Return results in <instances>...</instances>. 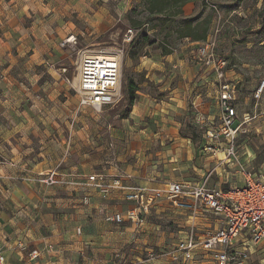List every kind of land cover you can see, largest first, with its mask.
I'll return each instance as SVG.
<instances>
[{
	"label": "crops",
	"instance_id": "0c3cea01",
	"mask_svg": "<svg viewBox=\"0 0 264 264\" xmlns=\"http://www.w3.org/2000/svg\"><path fill=\"white\" fill-rule=\"evenodd\" d=\"M109 1L0 0V252L4 253L6 264H106L111 253L117 254L119 264H172L162 254L185 239L191 229L201 234L221 227L218 217L204 208L200 207L198 215L192 217L166 200L151 210L145 224L116 225L107 222L106 216L128 210L123 192L115 191L104 200L92 188L47 187L36 181L41 174L59 169L79 175L82 182L103 173L123 177L126 184L164 188L170 183H188L193 174L204 180L213 164L217 177L213 173L209 186L219 187L229 183V176L236 169L226 160L224 149L209 147V153L203 146L209 154L205 164L198 167L203 166L204 170L196 167L195 153L187 158L190 162L185 159L192 152L191 144L197 143L198 134L193 130L184 132L178 120L183 118L192 79L176 75L185 72L193 49L202 42L179 39L183 40L181 45L168 49L171 54L166 56V78H148L138 85L144 90L137 91L128 118L109 122L111 116L104 113L107 108L96 113L80 106L78 78L72 82L66 64L56 67L54 62L65 53L60 49H41L40 42L52 46L55 38L76 39L74 25L68 18L75 13L82 17L95 3L107 5ZM202 2L187 4L186 18L195 16L202 9ZM240 8L233 10L230 17L247 19L250 11L241 8L243 12L236 14ZM207 9L214 13L210 33L219 30L217 53L229 65L223 81L214 78L219 106L223 85L235 93L236 102L249 105L264 80V49H233L230 33L224 32L225 23H221L223 17H218L214 9ZM232 63L235 65L230 67ZM234 105L236 126L240 128L238 107ZM146 117L166 119V130L162 133L161 129L142 127L141 120ZM255 129L264 131V127ZM164 140L166 150L155 152L154 157L151 146L156 141L162 145ZM240 159L253 177L264 180V163L257 165L254 153H244ZM221 166H227L229 174ZM235 176L245 181L241 172ZM88 195L91 204L83 205ZM154 216L178 220L175 224L180 230L176 235L167 234L160 224L150 221ZM167 239L171 241L166 242ZM20 244L26 251L20 249ZM48 247H52L51 252H44L40 260L28 259L30 251H45ZM154 248L158 250L157 260H151ZM256 249L261 248H252L251 253ZM144 250L146 260L142 258ZM196 257L202 261L190 264H213L207 252L199 251Z\"/></svg>",
	"mask_w": 264,
	"mask_h": 264
},
{
	"label": "rangeland",
	"instance_id": "374dc122",
	"mask_svg": "<svg viewBox=\"0 0 264 264\" xmlns=\"http://www.w3.org/2000/svg\"><path fill=\"white\" fill-rule=\"evenodd\" d=\"M211 3L217 6V11L223 17L221 23H225L224 32L230 33L233 49H264V0H222V2L221 0H212ZM260 4L262 5L257 7ZM239 7L244 11H250V16L247 19L242 20L239 17H234L235 15L230 17L233 10ZM201 8L195 16L187 18L201 16V20H212L214 13L208 10L203 2ZM184 18H186L185 15L166 23L160 19L149 17L145 10L144 0H132L131 2H125L124 0L113 2L110 0L107 5L97 2L90 6L82 17L75 13L68 18V21L74 25L73 32L76 35L74 44L62 46L65 40L63 38H55L52 46L47 42H40V48L60 49L65 53L61 54L64 58H58L54 62L56 67H59L62 63L66 64L67 75L70 76L72 82L77 78L79 80V65L85 53L108 52L122 55V78L119 94L115 103L104 111V113L106 112L105 115L111 116L109 122L116 123L121 121L120 116L126 111L125 89L127 81H133L137 86V90L142 92L144 88H140L138 85L146 83L148 78H166V56H163L162 52L165 49H175L183 42V40L177 38L176 29ZM129 29L137 31L138 34L131 45H126L123 41ZM210 32L211 22L209 36L213 35ZM145 36L147 39H145ZM227 45L230 46L229 43ZM131 49L137 53L135 59L129 57ZM193 52L191 62L188 63L185 72L176 75L177 77L192 79L188 86L190 95L186 101L183 118L181 116L178 120L184 127V132L193 130L198 134L197 143L194 144L195 146L191 144L192 152L191 154L187 153L185 159L191 155L194 157L195 153L194 163L196 167L204 170L203 166H198L205 164V157L211 152L209 147L213 150L223 151L224 149L225 151L226 141L221 138L219 133L221 108L215 94V76L199 60L198 49H193ZM261 57H263L261 61L264 64V50L261 51ZM234 65L235 63H232L230 67ZM76 93L78 94L77 91ZM253 99V102L248 103L249 105H246L244 101L237 100V102H234L238 107V118L240 123H242L237 134V149L239 159L244 153H254L257 157V165L262 166L264 163V131L258 132L255 128L264 127V100L263 97L261 99L254 97ZM157 100L159 102L160 99ZM141 121L142 127H150L152 130L161 129L162 133L166 130V119L146 117ZM160 141H156L150 148L154 157L155 152L166 150V140L163 141L164 144L162 145ZM171 145L172 143H170ZM203 146L204 148L205 146L209 148L207 150L209 153L205 152L206 150H204ZM187 161L190 162L189 159ZM194 163L192 162L191 165L195 166ZM209 169L215 176L217 175L216 167L213 164L209 166ZM221 169L226 170V174H229L227 166H221ZM240 170L239 168L232 170V174L229 176V183L219 187L229 189L231 186H243L244 180H240L239 177L236 178L235 176ZM257 170L258 167L255 168V171ZM190 180L188 183L194 186L201 183L203 178L201 179L193 174ZM150 221L160 224L162 230L167 234L176 235L180 230L178 224H175L178 220L173 221L169 218L160 220L154 216ZM170 241L167 239L166 242ZM168 245L170 244H166V246ZM152 251L156 257L158 250L154 248ZM143 253L144 256L142 258L146 260L147 253L145 250ZM110 255L112 257L106 264H119L118 258H116L117 254L111 253ZM195 260L202 261L200 257H195ZM245 264H264V250L256 249L255 253L250 254V258Z\"/></svg>",
	"mask_w": 264,
	"mask_h": 264
},
{
	"label": "built area",
	"instance_id": "2783aa9c",
	"mask_svg": "<svg viewBox=\"0 0 264 264\" xmlns=\"http://www.w3.org/2000/svg\"><path fill=\"white\" fill-rule=\"evenodd\" d=\"M211 1L205 0V3L209 8L214 9L219 17L217 6ZM241 11L240 8L236 14ZM218 33L219 30L215 31L199 45L198 57L203 66L214 74L217 81H223L226 77L228 61L217 53ZM137 34V31L129 29L123 42L131 45ZM74 42V37H69L62 46ZM121 57L122 55L118 53L108 52L83 55L79 65L78 88L81 107H89L96 113H101L115 103L122 78ZM221 89L219 133L226 141V160L230 165L241 169L240 172L245 179L243 186H232L229 189L210 187L209 182L213 172H209L201 183L194 186L189 183H170L164 188L126 184L123 177H109L103 173L91 175L82 182L79 175L64 173L59 169L41 174L36 181L47 187L92 188L104 200L115 191L123 192L124 200L129 204L128 210L106 216L107 222L116 225L126 222L136 225L145 224L151 210L165 200L174 208L187 212L192 217L198 215L200 207L204 208L218 217L221 227L201 234L191 229L185 239L162 256L169 257L172 264H190L199 251H204L210 255L213 264H245L250 258L252 248L264 249V180L253 177L241 164L237 149V134L240 128L236 126L235 93L228 85H223ZM263 95L264 80L261 81L255 98L261 99ZM90 204L91 197L88 195L84 197L83 205ZM19 246L26 251L23 244ZM51 249L52 247H48L45 251L34 249L27 257L35 262L42 258L44 252H51ZM151 260H157V257L151 255ZM0 264H6V257L2 252H0Z\"/></svg>",
	"mask_w": 264,
	"mask_h": 264
},
{
	"label": "trees",
	"instance_id": "16d2710c",
	"mask_svg": "<svg viewBox=\"0 0 264 264\" xmlns=\"http://www.w3.org/2000/svg\"><path fill=\"white\" fill-rule=\"evenodd\" d=\"M200 0H144L145 10L149 17L160 19L166 23L172 21L174 18L184 15V7L192 2ZM203 3L206 7L205 0ZM201 16L194 18H184L176 29L178 39H189L194 42L206 41L209 33L210 20H201ZM145 39L147 37L145 36ZM163 56L171 54V51L165 49L162 52ZM136 51L131 49L129 51V57L131 59L136 58ZM137 86L133 81H127L125 95L127 101L126 111L120 116L122 119L129 117V114L137 100ZM194 138L195 135L193 134Z\"/></svg>",
	"mask_w": 264,
	"mask_h": 264
}]
</instances>
